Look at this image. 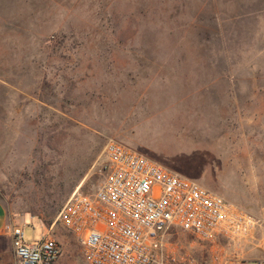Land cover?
I'll return each mask as SVG.
<instances>
[{
	"label": "rangeland",
	"instance_id": "obj_1",
	"mask_svg": "<svg viewBox=\"0 0 264 264\" xmlns=\"http://www.w3.org/2000/svg\"><path fill=\"white\" fill-rule=\"evenodd\" d=\"M110 140L259 222L173 228L156 264L264 262V0H0V200L26 243H60L55 264H84L57 218L97 190Z\"/></svg>",
	"mask_w": 264,
	"mask_h": 264
},
{
	"label": "built area",
	"instance_id": "obj_2",
	"mask_svg": "<svg viewBox=\"0 0 264 264\" xmlns=\"http://www.w3.org/2000/svg\"><path fill=\"white\" fill-rule=\"evenodd\" d=\"M104 152V178L97 190L77 189L57 218L79 239L84 264L164 263L173 228L200 241L240 240L259 224L223 196L118 141H108ZM8 229L19 264H55L61 257L62 247L50 233L26 243L20 226Z\"/></svg>",
	"mask_w": 264,
	"mask_h": 264
},
{
	"label": "crops",
	"instance_id": "obj_3",
	"mask_svg": "<svg viewBox=\"0 0 264 264\" xmlns=\"http://www.w3.org/2000/svg\"><path fill=\"white\" fill-rule=\"evenodd\" d=\"M187 144V148H190L189 146L191 144H189V141L187 142ZM157 145L161 153L167 154L169 157L171 156L172 153L170 152V141H159ZM190 163L191 165L195 164L193 162ZM8 226L19 225L16 218L12 214H10L7 207L0 200V264H19L18 258L15 253L14 239L11 231L8 229ZM46 235L47 232L44 236Z\"/></svg>",
	"mask_w": 264,
	"mask_h": 264
}]
</instances>
